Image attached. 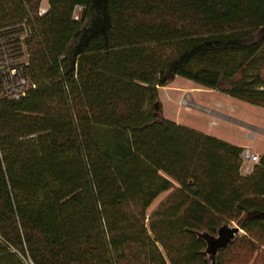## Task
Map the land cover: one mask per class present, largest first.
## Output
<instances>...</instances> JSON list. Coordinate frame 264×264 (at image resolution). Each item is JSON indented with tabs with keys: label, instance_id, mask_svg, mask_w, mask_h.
<instances>
[{
	"label": "trees",
	"instance_id": "obj_1",
	"mask_svg": "<svg viewBox=\"0 0 264 264\" xmlns=\"http://www.w3.org/2000/svg\"><path fill=\"white\" fill-rule=\"evenodd\" d=\"M41 1L0 0V264H264V155L154 107L174 74L264 108V0Z\"/></svg>",
	"mask_w": 264,
	"mask_h": 264
},
{
	"label": "rangeland",
	"instance_id": "obj_2",
	"mask_svg": "<svg viewBox=\"0 0 264 264\" xmlns=\"http://www.w3.org/2000/svg\"><path fill=\"white\" fill-rule=\"evenodd\" d=\"M47 6V0H42L40 12H44ZM16 81L17 78L14 77L13 82ZM157 99L159 113L165 118L218 138L241 144L249 143L264 151V132L255 128L264 129V108L231 98L216 90L203 88L179 76L169 79L165 86L158 87ZM229 114L241 123L225 118V115ZM249 134L253 136L252 139H249ZM167 193L159 195L148 207L147 212L155 209ZM242 232L240 229L238 234Z\"/></svg>",
	"mask_w": 264,
	"mask_h": 264
},
{
	"label": "water",
	"instance_id": "obj_3",
	"mask_svg": "<svg viewBox=\"0 0 264 264\" xmlns=\"http://www.w3.org/2000/svg\"><path fill=\"white\" fill-rule=\"evenodd\" d=\"M174 74H169V78H174ZM156 113L159 112V102L157 101L154 105ZM253 214L258 215L264 220V212L257 211L252 212ZM240 232V228L237 225L223 224L218 229L215 235H210L208 233H199V236L202 237L206 242V251L213 258L215 252L225 247L230 241L233 240L235 235Z\"/></svg>",
	"mask_w": 264,
	"mask_h": 264
},
{
	"label": "built area",
	"instance_id": "obj_4",
	"mask_svg": "<svg viewBox=\"0 0 264 264\" xmlns=\"http://www.w3.org/2000/svg\"><path fill=\"white\" fill-rule=\"evenodd\" d=\"M28 82L24 78L18 79L12 87H6V93L11 98H19L24 95ZM241 167L250 171L255 163L259 161V156L253 153L250 148L245 147L240 153Z\"/></svg>",
	"mask_w": 264,
	"mask_h": 264
},
{
	"label": "crops",
	"instance_id": "obj_5",
	"mask_svg": "<svg viewBox=\"0 0 264 264\" xmlns=\"http://www.w3.org/2000/svg\"><path fill=\"white\" fill-rule=\"evenodd\" d=\"M225 118H227V119H231V120H235V121H238V122H240L241 123V121H239V120H237V119H234L230 114L229 115H225ZM245 125H248V126H250V127H254V126H252V125H250V124H246V123H244ZM187 126V125H186ZM190 127V126H189ZM193 128V127H192ZM256 129H258V130H260V131H263L264 132V129H262V128H260V127H255ZM194 129H196V128H194ZM196 130H198V129H196ZM199 131H201V130H199ZM201 132H203V131H201ZM203 133H205V132H203ZM207 134V133H206ZM248 137H249V139H252V135L251 134H249L248 135ZM218 138V137H217ZM220 139H222V140H224V141H227V142H229V143H231V144H234V145H237V146H240V147H243V148H245V147H248V148H250V150L253 152V153H255L256 155H258V156H262V155H264V151H262V149H258V148H256V147H253L251 144H241V143H239V142H235V141H230V140H226V139H223V138H220ZM242 168V167H241ZM241 170V173L242 174H244L245 172H247L246 170H244V169H240ZM243 170V171H242ZM249 173V172H248ZM164 193H166V192H164ZM161 194H163V193H161ZM160 194V195H161Z\"/></svg>",
	"mask_w": 264,
	"mask_h": 264
}]
</instances>
